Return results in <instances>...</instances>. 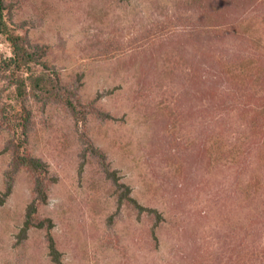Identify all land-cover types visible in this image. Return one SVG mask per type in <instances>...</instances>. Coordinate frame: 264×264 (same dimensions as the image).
<instances>
[{
    "label": "rangeland",
    "instance_id": "374dc122",
    "mask_svg": "<svg viewBox=\"0 0 264 264\" xmlns=\"http://www.w3.org/2000/svg\"><path fill=\"white\" fill-rule=\"evenodd\" d=\"M184 1H10L12 24L46 49L45 61L81 99L80 120L62 105L30 102V150L48 164L52 178L41 215L54 220L66 264H179V254L198 252L196 244L212 258L210 247L222 243L209 242L228 232V213L236 222L246 213L245 185L239 197L230 195L244 162L202 163L196 145L210 133L209 125L193 116H182L172 126L158 121L157 112L175 103L178 93L170 91L177 88L139 83L136 70L126 66L141 50L149 53L168 34L197 20ZM256 22L263 34L262 20ZM0 56H12L3 37ZM9 137L7 131L0 134V193L12 164L5 151ZM90 143L106 154L134 197L166 214L160 247L148 217L126 205L119 209L115 187ZM240 179L247 181L248 174ZM33 198V180L22 171L0 211V264H53L44 231L19 238Z\"/></svg>",
    "mask_w": 264,
    "mask_h": 264
},
{
    "label": "trees",
    "instance_id": "16d2710c",
    "mask_svg": "<svg viewBox=\"0 0 264 264\" xmlns=\"http://www.w3.org/2000/svg\"><path fill=\"white\" fill-rule=\"evenodd\" d=\"M10 1L0 0V37L12 48L11 57L0 56V83H5L1 91L6 93H0V134L9 133L5 151L12 157L0 193V211L14 192L18 174L28 172L34 198L19 238L28 239L34 229L44 231L52 263L66 264L54 234V220L41 215L49 202L52 178L48 164L30 150L34 125L30 102L44 107L62 105L80 120L81 99L77 90L64 83L61 74L45 61L46 49L33 44L12 24ZM183 3L193 9L197 20L178 34H168L149 53L141 50L126 66L136 70L139 83L155 84L160 89L177 88L174 94L170 91L172 95L178 93L175 103L166 106L168 111L157 112L158 121L172 126L182 116H193L200 118L204 127L209 125L210 133L196 145L202 163L215 166L223 160L244 162L230 195L239 197L241 185H245L246 213L237 222L228 213V232L209 242L215 247L222 243L219 248L210 247L209 250L215 249V257H209L206 250L201 251L204 247L196 244L198 252L179 254L181 263H175L264 264V33L260 34L256 22L261 19L264 24V0ZM97 113L111 117L99 110ZM89 147L99 155L107 178L115 187L119 209L126 205L140 217H148L153 223V239L160 247L159 230L168 223L166 214L143 205L133 196L132 188L122 182L106 154L93 143ZM245 174L248 180L243 182L240 177Z\"/></svg>",
    "mask_w": 264,
    "mask_h": 264
}]
</instances>
